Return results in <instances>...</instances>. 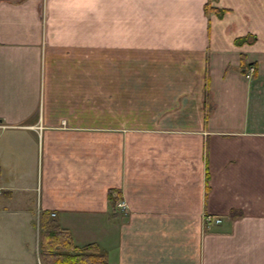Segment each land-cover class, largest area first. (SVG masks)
<instances>
[{
    "label": "crops",
    "instance_id": "crops-1",
    "mask_svg": "<svg viewBox=\"0 0 264 264\" xmlns=\"http://www.w3.org/2000/svg\"><path fill=\"white\" fill-rule=\"evenodd\" d=\"M40 209L106 264H264V0H0V212L34 264Z\"/></svg>",
    "mask_w": 264,
    "mask_h": 264
},
{
    "label": "trees",
    "instance_id": "trees-1",
    "mask_svg": "<svg viewBox=\"0 0 264 264\" xmlns=\"http://www.w3.org/2000/svg\"><path fill=\"white\" fill-rule=\"evenodd\" d=\"M37 246L40 264H106V254L96 243L75 244L70 231L46 209L37 215Z\"/></svg>",
    "mask_w": 264,
    "mask_h": 264
},
{
    "label": "rangeland",
    "instance_id": "rangeland-1",
    "mask_svg": "<svg viewBox=\"0 0 264 264\" xmlns=\"http://www.w3.org/2000/svg\"><path fill=\"white\" fill-rule=\"evenodd\" d=\"M26 194L31 195L30 192ZM32 196V195H31ZM28 198L5 200L9 208L22 209ZM32 221L25 215L4 214L0 212V264H34L35 263V233ZM38 250V248H37Z\"/></svg>",
    "mask_w": 264,
    "mask_h": 264
},
{
    "label": "built area",
    "instance_id": "built-area-1",
    "mask_svg": "<svg viewBox=\"0 0 264 264\" xmlns=\"http://www.w3.org/2000/svg\"><path fill=\"white\" fill-rule=\"evenodd\" d=\"M253 67L252 66H249L248 67V72L250 73L252 71ZM116 206L119 207L120 209H124L125 207V203L123 200H119L116 202ZM210 218V216L206 215L205 216V219L208 220ZM215 221H218L219 219L218 218H215L214 219Z\"/></svg>",
    "mask_w": 264,
    "mask_h": 264
}]
</instances>
